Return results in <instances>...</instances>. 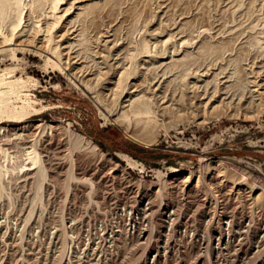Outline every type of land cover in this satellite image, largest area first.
<instances>
[{"label":"rangeland","instance_id":"rangeland-1","mask_svg":"<svg viewBox=\"0 0 264 264\" xmlns=\"http://www.w3.org/2000/svg\"><path fill=\"white\" fill-rule=\"evenodd\" d=\"M74 1L63 0L57 8L48 2L38 10L33 0H23L25 30L17 40L24 38L28 47L0 52V92L9 90L11 99L7 107L0 103L7 192L0 264H146L141 254L147 244L130 235L129 214L111 215L118 205H137L144 193L154 208L163 200L179 204L199 229L207 210L216 218L223 210L237 221L254 218L249 242L255 243V231L264 228V0ZM45 34L56 37L55 51L47 53L52 60L34 53ZM4 69L7 80L28 82L3 84ZM130 97H142L152 113L135 114ZM37 156L48 171L40 202L34 201ZM73 168L79 180L68 194L65 181ZM188 174L181 191L173 190V178ZM63 214L69 229L74 225L71 232L84 237L80 248L64 256ZM101 220L106 231L95 233ZM89 227L95 240L86 239ZM174 228L158 264H191L196 242L188 238L183 247ZM111 229H124L125 235L117 240L118 257L104 260L103 238Z\"/></svg>","mask_w":264,"mask_h":264},{"label":"bare ground","instance_id":"bare-ground-1","mask_svg":"<svg viewBox=\"0 0 264 264\" xmlns=\"http://www.w3.org/2000/svg\"><path fill=\"white\" fill-rule=\"evenodd\" d=\"M74 1V0H73ZM52 4L53 8H57V6L63 2V0H33V3L31 4V6L35 9L40 8L42 5H44L45 3ZM77 2H79V0H76L74 2H71L72 5H74L75 3L77 4ZM23 0H0V52L4 51V50H12L13 53H15L17 50H26V48L28 47V44L24 43V38L20 40V38L17 37L18 36H23V28L22 27V16H23V12L25 10V7L23 5ZM70 4V5H71ZM85 4V3H84ZM71 5V7H72ZM77 7V5H75ZM87 6V5H86ZM31 7V8H32ZM51 7V6H50ZM52 8V10H53ZM71 10L70 7H67ZM77 9H85V5L83 4H79ZM89 8H87L88 10ZM39 10V9H38ZM43 11V10H42ZM15 12L16 15L11 16L12 13ZM32 12V11H31ZM30 12V13H31ZM51 11L47 12L50 13ZM66 12V11H64ZM88 12V11H87ZM35 13V11L33 12ZM38 13V12H37ZM43 13V12H42ZM83 15V12H79L78 15ZM56 13L51 12V16L54 17ZM58 14V13H57ZM89 14V13H88ZM88 16V15H87ZM25 17V16H24ZM86 17V16H85ZM93 17V15H92ZM91 17V18H92ZM49 19V18H48ZM71 20V19H70ZM91 20V19H90ZM56 21V20H55ZM59 21V20H58ZM54 22V21H53ZM52 23V22H51ZM86 24V23H85ZM90 24V23H89ZM47 25V24H46ZM56 25V24H54ZM52 26V25H51ZM8 28V31L5 30L4 28ZM6 28V29H7ZM48 29V27H47ZM25 30V28H24ZM52 27L50 29V32L52 33ZM47 31V30H46ZM49 32V31H48ZM49 32V33H50ZM50 33V34H51ZM50 34H45L43 36V38H39L37 41L38 43L36 44L37 48L36 50L34 49V53H38L40 54V56L42 55V57L44 56L45 59L47 60H52L48 54L50 51L54 50V47L52 48L51 45V41H53V38ZM74 34V33H73ZM29 35V34H28ZM56 36V35H55ZM62 36V35H61ZM31 37V36H30ZM58 37V36H57ZM28 37H26L27 39ZM56 38V37H55ZM54 38V40H55ZM61 38V37H60ZM74 38V37H73ZM26 41V40H25ZM63 42V41H62ZM60 43V42H59ZM58 43V44H59ZM57 44V43H55ZM57 44V45H58ZM71 44V43H70ZM27 45V46H26ZM62 45V44H61ZM67 47V45L65 46ZM70 47V46H69ZM76 47V46H75ZM71 48V47H70ZM69 48V50H70ZM67 49V48H66ZM28 50V49H27ZM55 51V50H54ZM146 51V50H145ZM31 52V51H29ZM33 52V51H32ZM48 53V54H47ZM65 53V52H64ZM52 54V52H51ZM79 55V54H77ZM15 55H13L14 57ZM52 56V55H51ZM16 57V56H15ZM69 57V56H68ZM73 57V56H72ZM76 56H74L75 58ZM54 59V58H53ZM73 59V58H72ZM77 59H79L77 57ZM46 60V61H47ZM69 60V59H67ZM66 61V60H65ZM75 61V60H73ZM72 62V61H71ZM70 62V63H71ZM47 63V62H46ZM60 63V62H59ZM67 63V62H65ZM49 63H47L48 65ZM52 64V62H51ZM55 64V62H54ZM53 65V64H52ZM68 65V64H67ZM67 65L65 66L66 69L68 68ZM56 66V65H54ZM69 66V65H68ZM75 66V65H74ZM71 66V67H74ZM131 66V65H130ZM164 66V65H163ZM64 67V66H63ZM64 67V68H65ZM132 67V66H131ZM13 67H11L10 69H12ZM58 68V67H57ZM75 68V67H74ZM73 68V69H74ZM79 68V67H78ZM82 68V67H81ZM124 68V67H123ZM7 69V68H6ZM15 69V68H14ZM72 69V68H70ZM77 69V68H76ZM129 69V68H128ZM166 69V68H165ZM9 70V68H8ZM13 70V69H12ZM79 70V69H77ZM3 71V70H2ZM70 71V70H69ZM81 69H80V73H81ZM84 71V70H83ZM82 71V72H83ZM130 71V70H129ZM209 71V70H208ZM5 72V69H4ZM66 72V71H65ZM74 72V71H73ZM77 72V71H76ZM79 72V71H78ZM123 72V70H122ZM121 72V73H122ZM3 73V72H2ZM13 73V71L11 72ZM86 73V72H85ZM5 74H8V72L6 71L5 73L1 74V82L3 84H15L18 83L19 85H21L20 87H22V83L26 84L28 81L24 80L23 78H16L13 80H7L5 77ZM68 74V73H67ZM83 74V73H82ZM10 75V74H8ZM73 75V74H72ZM76 75V74H75ZM79 75V74H77ZM32 76V75H31ZM70 76V75H68ZM74 76V75H73ZM29 77V76H28ZM71 77V76H70ZM77 77V76H76ZM80 77V76H79ZM31 78V77H29ZM33 78V77H32ZM31 78V79H32ZM129 78V77H128ZM27 79V78H26ZM80 79V78H79ZM123 79V78H122ZM118 80V79H117ZM128 80V79H127ZM155 80V79H154ZM229 80V79H227ZM27 81V82H25ZM32 81V80H30ZM123 83H125L124 80H122ZM21 83V84H20ZM262 83V82H261ZM260 83V84H261ZM119 84V82H118ZM127 84V83H126ZM259 84V83H258ZM259 84V85H260ZM117 85V84H116ZM8 86V85H7ZM25 86V85H24ZM23 86V87H24ZM124 86V85H123ZM128 86V85H127ZM16 87V85H15ZM117 87H119V85H117ZM122 88V85H121ZM16 89V88H15ZM126 89V88H125ZM160 89V88H159ZM121 90V89H120ZM153 90V89H152ZM221 90V89H220ZM219 90V91H220ZM18 91V90H17ZM158 91V90H157ZM254 91V90H253ZM140 92V91H139ZM262 92V91H261ZM145 94V93H144ZM159 93H157L156 95H158ZM203 95V93H200ZM214 94V93H213ZM212 94V95H213ZM223 94V93H222ZM263 94V93H262ZM131 95V94H130ZM139 95V94H138ZM137 94L135 96H138ZM155 95V94H154ZM155 95V96H156ZM211 95V97H212ZM215 95V94H214ZM261 95V94H260ZM143 96V95H142ZM210 96V95H209ZM139 97V96H138ZM144 97V96H143ZM210 97V98H211ZM131 98V97H130ZM149 98V97H147ZM214 98V97H213ZM128 99V98H127ZM126 99V101H127ZM142 99V97H141ZM140 98L137 99L135 98L134 100H132L130 103H128L130 106L129 108H132L133 111H135L138 113L137 115L139 116V113L141 112H145L147 114H151V108L149 106V104L143 100H141ZM151 99V98H150ZM158 99V98H157ZM208 100H210L209 98H207ZM212 99V98H211ZM10 95H9V90L7 91H2L0 92V103H3L6 107L9 106V104L11 103L10 101ZM152 100V99H151ZM163 100V98H162ZM213 100V99H212ZM225 100V99H224ZM125 101V100H124ZM158 102V101H157ZM161 102V101H160ZM170 102V101H169ZM172 102V101H171ZM204 102V101H203ZM202 102V103H203ZM207 102V101H206ZM204 102V103H206ZM209 102V101H208ZM127 103V102H126ZM125 103V104H126ZM164 103V101H163ZM152 105V104H151ZM167 105V104H166ZM206 105V104H205ZM204 105V106H205ZM26 107V106H25ZM24 107V108H25ZM126 108H128L126 106ZM128 108V109H129ZM127 109V110H128ZM131 109V110H132ZM129 109V112L131 111ZM2 111V110H0ZM5 110H3L4 112ZM26 111V110H25ZM24 111V112H25ZM28 111V110H27ZM31 111V110H30ZM125 111V110H124ZM23 112V113H24ZM2 113V112H0ZM134 112H132L133 114ZM156 113V112H155ZM19 114V113H18ZM131 114V113H128ZM134 114V117L136 116ZM154 114V112H153ZM118 115V114H117ZM126 115V112H125ZM113 116V115H112ZM119 116L121 117V114H119ZM117 116V119L118 117ZM119 117V118H120ZM155 117V116H154ZM116 118V117H114ZM149 121L150 119L153 120L152 118H148ZM155 119V118H154ZM116 121V119H114ZM120 121V119H118ZM38 125V124H36ZM26 126V125H25ZM28 126V125H27ZM43 126V125H42ZM38 127V126H37ZM23 128V127H22ZM2 129V128H0ZM19 129V128H18ZM17 129V130H18ZM23 130V129H22ZM17 135V134H16ZM10 137V136H9ZM14 137V136H13ZM30 139V138H29ZM3 141V140H2ZM5 141V140H4ZM72 143V141L70 142ZM77 143V142H76ZM125 157V156H124ZM129 159V158H128ZM37 162L39 163L38 165V170L35 173V175H37V179H35V183H34V188H35V202H40L43 200V192H44V184L46 181V177H47V169L45 167V165L43 164V161L41 159V156H37L36 157ZM130 161V162H129ZM129 163L131 165H134V162H132L129 159ZM218 161H216L217 163ZM213 163V162H212ZM214 166V165H212ZM216 167V166H215ZM219 166H217L218 168ZM6 168V167H5ZM5 168L3 167V165L0 163V218L4 216L5 211H4V205H5V200H6V194L7 192H5V184H4V173H5ZM8 169V168H7ZM214 169V167H213ZM216 169V168H215ZM74 168L71 169L68 172V176L66 177V181H65V187L68 189V194L70 193L69 190H71V182L75 179H77V176L74 173ZM217 170V169H216ZM218 171V170H217ZM34 172V171H33ZM193 173V172H191ZM212 173V172H211ZM214 173V172H213ZM30 174V173H29ZM176 174L180 175L181 173L179 171H176ZM34 176V174H32ZM84 175V174H83ZM215 175V173H214ZM86 176V175H84ZM27 177V175H25V178ZM184 176H175V178H173V180L169 183L172 184L173 187L172 189L175 190L176 192H180V188L181 186L185 185V183H187L190 178H191V174H188V178L184 179L185 180H180V178H182ZM92 178V177H91ZM202 178V177H201ZM218 178V177H217ZM34 179V178H33ZM193 179V178H192ZM203 179V178H202ZM79 180V178L77 179ZM88 180V179H87ZM50 181V180H49ZM163 181V180H162ZM200 180H198L199 183ZM210 181H214V180H210ZM89 182V181H88ZM87 182V183H88ZM215 182V181H214ZM191 183V181H190ZM32 185V184H31ZM219 185V184H218ZM46 186V185H45ZM161 186V185H160ZM73 187V186H72ZM162 187V186H161ZM220 187V186H219ZM224 188V186H222ZM160 188V187H159ZM183 188V187H182ZM221 188V187H220ZM226 188V187H225ZM91 189V188H90ZM212 189V188H211ZM222 189V188H221ZM125 190V189H124ZM146 190V189H145ZM179 190V191H178ZM74 191V190H73ZM129 191V190H128ZM162 191V190H161ZM161 191H159L161 193ZM184 193L186 192L185 188L183 189ZM182 191V192H183ZM189 191V190H188ZM213 191V189L211 190ZM210 191V192H211ZM32 192V191H31ZM192 192V191H191ZM190 192V193H191ZM215 192V190L213 191ZM212 192V193H213ZM241 192V191H240ZM142 193V192H141ZM211 193V194H212ZM90 194V193H89ZM133 194V193H132ZM194 194V193H193ZM160 195V194H159ZM215 195V194H214ZM69 196V195H67ZM131 196V195H130ZM154 196V195H153ZM217 201L220 203V195L217 194ZM243 196V195H242ZM10 197V196H9ZM90 197V195H89ZM139 197V196H138ZM66 198V197H65ZM134 198V197H133ZM163 198V197H162ZM216 198V197H215ZM214 198V200H215ZM34 199V198H33ZM135 199V198H134ZM161 199V198H160ZM195 199V198H194ZM11 200V199H10ZM125 200V199H124ZM168 200V199H167ZM184 200V199H183ZM186 200V199H185ZM226 200V199H225ZM123 201V200H122ZM136 201V200H135ZM202 201V200H201ZM205 201V199H204ZM33 202V201H32ZM137 205H123V206H116L114 210H112L111 215H118L116 216L117 218L119 216H122L123 214H129V221L127 224V229L128 231H130V235L131 236H135V234H138V238L140 239V243L139 244H147L146 249L143 251V253L141 254V256L145 257V261L146 264H158L160 262V260L162 259V256L167 255L168 253V249L170 246V238L173 237L175 234L174 232V227L175 225L178 227V229L176 230V233H178L179 236H181L182 242H183V247H187L189 241H186L188 238L189 240L191 239V241H195L196 242V250H195V259L193 260V262H191V264H262L264 263V228L262 229H258L255 231V243H250L249 242V235L252 231V227H253V219L250 217H244L242 218L241 221H237L236 220V216L235 214H230L227 213L226 210H223V213L216 218V214L211 213L209 210L204 211V222H205V226H203L202 229H199L198 227L192 226L190 219L182 213V209L180 208L179 204H176L174 202H165L164 200L161 201L160 206L155 207L154 202H153V198L147 194H141L139 197V200ZM204 203V202H203ZM224 203V202H223ZM37 204V203H36ZM134 204V203H133ZM210 204V203H209ZM208 204V205H209ZM214 204V203H213ZM217 204V203H216ZM182 205V204H181ZM211 205V204H210ZM36 206V205H35ZM64 206V205H63ZM215 206V205H214ZM184 208V207H183ZM212 209V208H211ZM225 209V208H224ZM217 210V209H216ZM232 210V209H231ZM29 211V210H28ZM214 211V210H213ZM218 211V210H217ZM216 211V212H217ZM63 212V211H62ZM185 212V211H183ZM220 212V210H219ZM222 212V211H221ZM242 212V211H241ZM33 210H30V215H32ZM105 213V212H104ZM244 213V212H243ZM8 214V213H7ZM216 215V216H215ZM106 216V215H105ZM239 217V216H238ZM57 218V217H56ZM2 220V219H0ZM67 220V219H66ZM119 220V219H118ZM160 220V221H159ZM60 221L63 222V224H61L63 226L62 228V233L61 236L63 238H61L62 241V253L63 256L66 253L71 252V250L73 251V253L75 252L74 248L78 249V247L80 248L82 243H83V236L81 232H78L77 234H75L74 232H71V230H73L72 228H74V225L76 221H74V219H71V226L73 225V227H71V229H69L67 223L65 222V218H64V214L60 217ZM260 221V220H259ZM262 221V220H261ZM8 222V221H7ZM22 222V221H21ZM160 222V223H159ZM18 223V222H17ZM106 222H104L103 220H101L100 222V226H96L95 225V233H97L98 229H101L100 231H106ZM116 223V222H115ZM158 223L161 225V230H159L158 233V237H157V241L156 244H154V247L151 248V243H152V239L155 236V232L157 231V225ZM255 223V222H254ZM264 223V222H263ZM60 224V222H59ZM125 224V225H126ZM93 225V224H92ZM9 226V225H8ZM59 226V225H58ZM255 226V225H254ZM57 227V225H56ZM61 227V226H60ZM36 228V227H35ZM59 228V227H58ZM85 228V227H83ZM110 228V227H109ZM180 228L182 229V231H180ZM184 228V229H183ZM15 229V228H14ZM134 229L135 233L132 231ZM87 230V228H86ZM116 230V229H115ZM75 231V230H74ZM119 231V230H118ZM115 233L114 229H111L108 237L106 236L104 239L107 238V248L104 251V247L103 244H101V254L102 256H104V258L100 255L101 258H103L104 260L107 259H111L113 260L114 258H117L119 255V251L117 248V240L120 239L121 235L123 236V234L125 235V230L121 229V232ZM126 231V232H128ZM99 232V231H98ZM133 232V233H132ZM262 232V235H260ZM55 233V232H54ZM100 233V232H99ZM260 233V234H259ZM86 236V239H91L94 235L93 230L91 227L88 228L87 232L84 233ZM101 234V233H100ZM99 234V235H100ZM254 234V233H253ZM252 234V235H253ZM54 235V234H53ZM57 235V234H56ZM107 235V234H106ZM118 235V236H117ZM120 235V236H119ZM46 236V234H45ZM55 236V235H54ZM96 236V234H95ZM95 236H94V240H95ZM259 236V238H258ZM32 237V236H31ZM51 237V235H50ZM178 237V236H177ZM258 238V239H256ZM60 239V242H61ZM136 240V239H135ZM6 241V240H5ZM88 241V240H85ZM89 242V241H88ZM173 242V241H172ZM181 242V241H180ZM181 242V243H182ZM5 243V242H4ZM51 243V242H50ZM120 243V242H119ZM90 245V244H89ZM98 245V244H97ZM106 245V244H105ZM180 245V243H179ZM178 245V246H179ZM96 246V245H95ZM86 247V245H85ZM120 247V246H119ZM84 248V247H83ZM97 248V246H96ZM172 248V247H171ZM170 248V250H171ZM59 249V248H58ZM90 249V248H89ZM131 249V248H130ZM177 249V248H176ZM83 251V250H82ZM94 251V250H93ZM104 251V252H103ZM177 251V250H176ZM188 252V251H186ZM52 253V252H51ZM57 253V252H56ZM81 253V252H80ZM89 253V252H88ZM91 253V252H90ZM99 252H97L98 254ZM182 253V252H181ZM70 254V253H69ZM92 254V253H91ZM81 255V254H80ZM182 255V254H181ZM62 256V254H61ZM76 256V255H75ZM86 256V255H85ZM83 257V256H82ZM169 257V256H168ZM79 258V257H78ZM92 258V257H91ZM53 259V258H52ZM86 259V258H85ZM97 259V258H96ZM101 259V260H103ZM81 260V259H80ZM84 261V260H83ZM71 262V261H70ZM59 263V262H58ZM69 263V262H68ZM144 263V262H143ZM182 264V263H181ZM189 264V263H188Z\"/></svg>","mask_w":264,"mask_h":264},{"label":"built area","instance_id":"built-area-1","mask_svg":"<svg viewBox=\"0 0 264 264\" xmlns=\"http://www.w3.org/2000/svg\"><path fill=\"white\" fill-rule=\"evenodd\" d=\"M99 226H100V225H99ZM114 231H115V233H117L116 230H114ZM132 231L135 233L134 229H133ZM133 232H132V233H133Z\"/></svg>","mask_w":264,"mask_h":264}]
</instances>
